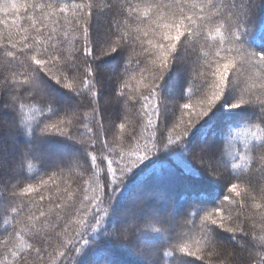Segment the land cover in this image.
<instances>
[{"label": "snow or ice", "instance_id": "obj_1", "mask_svg": "<svg viewBox=\"0 0 264 264\" xmlns=\"http://www.w3.org/2000/svg\"><path fill=\"white\" fill-rule=\"evenodd\" d=\"M105 7V0H81L80 3L71 5L56 0H5L0 5V10L6 17L0 19V25L5 29L0 31V91L7 89L13 102H18L26 93H34L33 98L40 96L47 104L37 83L38 71L46 73L56 83L74 92L87 91L95 100L96 70L90 60L109 55L124 46H128L131 53L128 63L142 65L126 72L129 79H123L117 88L118 95L126 98L125 104L131 112L125 113V122L112 128V139H108L110 133L104 134L99 121L96 124L99 131L87 138H78L80 142L89 145L90 163L81 168V174L74 180L75 187L66 184L61 188L56 183L57 172L51 173L48 179L40 181L42 186L51 184L49 191L55 192L45 203L43 194L39 200L31 196L37 191L35 185L28 183L22 187L12 186L13 202L6 209L0 210L3 213L2 224L11 229H7L6 236L0 237V264H72L69 257L79 251L85 232H93L101 225L100 215L94 209H98L105 200L110 202V207L114 203L116 188L113 185L122 184L124 178L158 148L180 144L189 129L222 99L227 88L235 87L238 90L235 102L228 107L258 106L264 113V53H242L241 49H236L238 54H242L241 61L237 63L231 55L233 48H225L226 43H239L243 20L250 11L248 8L241 6L236 11H224L214 0H168L167 3L164 0H139L137 3L123 0L120 11L124 15L114 21L117 35L105 47L94 50L89 37V18L94 9ZM70 9L73 13L71 19L65 15ZM8 13L12 14L10 18ZM62 22L71 23L73 30L83 36V41L78 42L79 46L67 54L64 41L55 39L59 30L56 25L63 27ZM132 24H136L135 33L132 31ZM64 35L67 36V32ZM184 37L196 42L195 51L198 53L202 51V47H198L199 41H205L204 46L208 48V51L203 52L205 63H201V58L198 57L200 62L195 65L194 79L207 81L208 84L206 91L196 102L199 111L195 120L190 119L183 131L175 137L170 134L166 136L169 128L158 126V121L163 119L158 87L172 63L178 43ZM208 41L214 43L209 44ZM145 73L151 75L148 83H144ZM209 75L212 77L211 82ZM130 80L143 84L146 91L140 93L133 88ZM130 88L132 91H126ZM193 106L192 103L185 102L178 111L181 108L189 110ZM24 107V104H20L21 109ZM96 111L97 108L93 106L92 117ZM88 115L87 112L62 115L45 123L41 131L63 136H68L71 132L72 138L77 139L74 132L80 125L87 132H93L89 124L84 123ZM144 116H148V121L143 128H151L146 137L151 146L145 143L142 153L138 149L136 159L127 161L122 154V145L124 142L139 141ZM152 117L156 118L155 123ZM261 125L264 123L253 124L256 131L251 133V138L258 143L251 147L249 142L245 143L250 155H240L235 146L229 144L228 154L234 158V169L241 167V163L237 162L239 157L247 170L264 172V128ZM179 126L174 124L172 131ZM98 156L101 162L107 160L103 184L96 171L99 167L96 163ZM115 157H119V160ZM199 159L213 175H220L219 169L212 165L210 159ZM89 192L93 194L89 196ZM228 192L234 196L228 195L226 202L200 217L195 229L200 238L179 240L170 245V250L163 251L164 256L180 252L202 261L203 264H252V257L255 256L258 257L257 264H264V234H258L254 230L256 217L259 216L261 230L264 232V185L254 189L238 181L230 184ZM77 193L82 194L83 198ZM236 197L240 199L237 200ZM21 198H27L29 203L17 204L16 201ZM109 210H105L104 216ZM184 223L191 221L185 220ZM250 223L252 228L249 227ZM212 226L233 234H245L254 241L256 248L248 251V259L233 261L229 259L233 255L231 251L225 253L220 245L212 242ZM166 230V225L159 221H147L143 224L133 221L126 229L112 235L123 242H129L141 233L164 234ZM139 251L143 252L144 249ZM220 257L223 258L214 259Z\"/></svg>", "mask_w": 264, "mask_h": 264}, {"label": "trees", "instance_id": "obj_2", "mask_svg": "<svg viewBox=\"0 0 264 264\" xmlns=\"http://www.w3.org/2000/svg\"><path fill=\"white\" fill-rule=\"evenodd\" d=\"M4 2L5 0H0V5ZM56 2L71 5L80 3L81 0H56ZM137 2L139 0H133V3ZM164 2L167 3L168 0H164ZM105 3L107 7L92 11L88 22L89 37L94 50L105 47L117 35L114 21L124 15L120 11L123 0H105ZM214 3L224 11H236L241 6L250 10L243 20L244 25L238 37L239 43L234 45L225 44V48H233L231 55L235 57L237 63L241 61L242 54H238L236 49H241L242 53L251 51L264 53V0H214ZM7 15L10 18L12 14L8 13ZM65 15L71 19L73 15L71 9ZM5 18V13L0 10V19ZM62 23L63 27L56 25L59 30L55 35V39L64 41V48L67 54L68 51L74 50V47L79 46L78 42L83 41V36L80 32L73 30L71 23ZM140 26L143 27L144 25ZM49 27L51 28L52 25H49ZM135 30L136 24H132L134 33ZM0 31H5L3 25H0ZM65 32H67V36L64 35ZM186 38L182 39L184 40L183 44L188 43V50L181 48L178 51L179 53H173L172 63L158 87L159 97L165 104L162 115L164 126L162 124L160 127L169 128V132L165 133L166 136L170 134L175 137L184 129V126L180 125V119L183 114L186 115V110L178 111V107L175 111V104L178 101L185 102L183 100L184 97L189 98L199 94L202 88L208 84L207 81H196L194 79V66L188 67L186 65V62H191L193 55L194 61L200 62L198 61L199 57L201 58V63H205L203 52L208 51V48L204 46L205 41L202 39L199 41L198 47H202V51L198 53L195 51L196 42L194 40L186 41ZM207 43L212 44L214 42L208 41ZM145 47H147L146 44ZM130 55L129 47L124 46L109 55L90 60L96 70L94 80L96 96L94 101L96 102L98 115L93 113V117L95 116L97 121L99 116L104 121V134L110 133L108 136L109 140L112 139L111 130L114 127L113 123L115 121L117 124L125 122V113L131 112V109L125 104L126 98L123 96L119 97L117 93L120 82L123 79H129L125 75L126 72H131L133 68L142 66L130 65L128 63ZM109 66L112 67V70L107 71L106 68ZM71 70L70 68L69 71ZM144 75V83H148L151 75L149 73ZM36 79L47 104L42 101L40 96L33 98L34 93H26L18 102H13L7 89L0 91V210H4L12 204L14 198L11 196V188L13 185H20L21 187L26 186L28 183L35 185L37 191L32 193L31 196L39 200L40 195L43 194L45 197L44 202L47 203L55 192L49 191L52 188L51 184L42 186L40 184L41 179H48L51 173L57 172L56 183L61 188H64L66 184H72L75 187L74 180L81 174V168L87 167L90 163L88 155L89 145L87 143L83 146L75 145V149L77 148L75 150L77 155L75 158L70 157L71 155H68V157L66 155L52 156L55 150H59V145H67L68 140H75L72 138L73 133L70 132L68 136H63L53 132L45 133L41 129L45 123H50L51 120L65 115L66 110L61 105L63 99L69 107L71 106L72 112H76L74 109L78 106L79 108L87 109L89 114L91 111L88 110L90 104L92 106L91 96H86L84 92L77 93L61 86L44 72L38 71ZM208 79L210 82L212 77L209 75ZM130 84L133 88L138 89L140 93L146 91L143 84H137L135 81ZM173 85H175L176 90H174ZM169 89H172L173 92L172 96L167 98L166 91ZM126 91L130 92L132 89L130 88ZM100 97H102L101 101ZM105 98L108 99L107 102H105ZM161 99L159 102H161ZM225 100L226 98H222L217 103L225 104L228 107L229 103ZM20 104H24L25 107L21 109ZM10 106L11 110H8L7 108ZM137 108H139V105H137ZM215 108L216 105L213 106L212 111ZM212 111L206 117L210 116ZM10 118L22 127L24 133H27L32 141L25 139L26 135L18 139L17 132H20V130L9 123ZM87 118L84 120L85 124L88 121ZM195 118L192 117L190 119L195 120ZM152 119L155 123L156 118L152 117ZM147 121L148 116H144L139 141L123 143L122 154L125 160H135L137 150L139 149L142 153L145 143H149V146H151L146 139L151 132V128H143ZM256 123H264V113L261 112L260 108L258 106H241L230 113L219 112L213 119L201 118L194 127L192 126L189 129L188 134L184 136V140L182 138L177 151L171 149L173 144L165 147L166 149L158 148L155 153L135 167L124 178L122 184L119 186L113 185L116 188V192L114 203L111 207L110 202L105 200L98 209H94L100 215L101 225L93 232H85L84 240L80 241L79 251L69 257L72 264H203L202 261L180 252H173L171 256H164L163 253V251L170 250V245L179 240L191 241L193 238L199 239L200 237L195 229L199 224L200 217L217 208L222 202H226L225 198L228 195L234 196V194L229 193L221 186L211 183L207 175H205L206 177L201 175V172H199L201 167L199 168V166H202V164L196 149L200 140L204 139L205 131L211 130L208 134V137L213 136L211 147H214L215 151H213L218 157L221 154L224 157L223 165L221 170H219L224 173L214 176L216 181H219L224 186L231 182L230 178H232L257 189L264 185V172L255 171L259 173V176L254 175L255 172L247 170L245 163L241 162L239 157H237V162L241 163V167L234 169L232 167L234 158L228 154L230 143L235 146L240 155L251 154L245 148V143L249 142V147L258 143V141L251 138V133L256 131V128L253 127V124ZM174 124H179L180 126L175 131H172ZM82 126L80 125L75 130V136L77 131L82 129ZM261 127L264 128V125H261ZM201 128L202 130H200ZM69 130L71 131L72 129ZM96 132V127H94L92 135ZM21 138L25 139V141ZM75 141L78 142L77 139ZM43 142L44 147L41 145ZM48 143H50L49 146ZM117 151H121V149H117ZM52 158L54 160H51ZM68 158L72 159L68 161ZM115 159L119 160V157H115ZM96 163L99 165L98 169H96L97 175L100 177V183L103 184V177L107 170V160L101 162L98 156ZM29 164H31V168H29ZM212 165L215 166L214 163ZM113 167H115V164ZM168 169H172L170 173L175 170L172 176L166 175ZM61 170L63 171L61 172ZM177 173L185 176V178L177 182L174 178ZM134 174L137 176L130 181ZM109 178L111 179V176ZM159 178L162 179L159 184L149 182L150 179L158 181ZM132 184H135V186ZM138 186L140 187L137 188ZM17 191H19V188ZM157 193L165 198L162 203L159 200L156 201ZM92 194L91 192L88 193L89 196ZM77 195H80L81 199L83 198L82 194L77 193ZM235 199L239 200L240 198L236 197ZM140 200H144L145 210L142 208L139 212L135 211V209L133 210L135 206L140 204ZM16 202L17 204L21 202L24 204L29 203L27 198L18 199ZM170 207L173 208V213H168ZM107 209L110 210L104 216V212ZM169 216L172 217L170 226L166 222ZM2 219L3 213L0 211V237L6 236L8 229V225L2 224ZM185 220H189L191 223H184ZM256 220L257 223L254 230L258 234H264L259 223V216L256 217ZM133 221L137 224H143L147 221H159L166 225L167 230L163 234L165 236L164 239H159L162 234L141 233L138 236H134L129 242H123L112 235L114 232L126 229ZM249 227L252 228L251 223ZM8 230H11L10 227ZM137 238L149 240L152 245L149 248L147 246V250L141 252L139 249L143 246H138ZM211 240L220 245L221 248L228 246L233 253L230 257L233 261L248 259V251L256 248L254 241L247 235L242 233L233 234L216 226L211 228ZM238 240H243L245 243L244 249L238 250L235 247ZM92 255L96 257L95 260L91 258ZM257 261L258 257L253 256L252 264H257Z\"/></svg>", "mask_w": 264, "mask_h": 264}, {"label": "rangeland", "instance_id": "obj_3", "mask_svg": "<svg viewBox=\"0 0 264 264\" xmlns=\"http://www.w3.org/2000/svg\"><path fill=\"white\" fill-rule=\"evenodd\" d=\"M183 39H181V41L178 43V45H177V49H176V51L175 52H177V53H179L178 51H179V49H181V48H183V49H186V50H188V43H186V44H183ZM186 41H189V39L188 38H186ZM174 54H176V53H174ZM179 55H181V54H179ZM197 64V62L196 61H194V55L191 57V62H186V65H188V67L190 66H194V68H195V65ZM112 66H113V64H111ZM117 68V67H116ZM107 69V71H110V70H112V67L111 66H109V67H107L106 68ZM123 69H124V67H123ZM121 70H122V67H121ZM132 81L134 82L135 80H130V83H132ZM136 82V81H135ZM184 82V81H183ZM211 82V81H210ZM137 83V82H136ZM175 85H177V84H175ZM175 85H173V88H174V90H176V87H175ZM172 88V89H173ZM172 89H169L168 91H166V95H167V98H170V96H172ZM206 89H207V86L206 87H203L202 88V90H201V92L199 93V94H197V95H193V96H191V97H189V98H183V100L185 101V102H188V103H192L194 106H193V108L192 109H189V110H186V115L185 114H183L182 115V117H181V121H183V123H181L180 122V125L181 126H185V124L190 120V118H192V117H196V113L199 111V106L196 104V102L199 100V96L200 95H202L205 91H206ZM237 92H238V90L235 88V87H229V88H227L226 89V91H225V93H224V96L222 97V98H226V102H228L229 103V105L231 104V102L232 103H234L235 102V100H236V98H237V96H238V94H237ZM84 95H86V96H89L88 95V93H86V91H84ZM120 97V96H119ZM101 99H100V101L102 100V97H100ZM91 99H92V106H91V104H90V106H89V109L88 110H91V108L94 106V107H96V102L93 100V98L91 97ZM161 99V98H160ZM62 100V99H61ZM222 100V99H221ZM100 101H99V104H100ZM103 101H104V99H103ZM108 101V99L107 98H105V102H107ZM176 102V101H175ZM185 102H180V101H178L176 104H175V111L177 110V108L178 107H180L181 105H183ZM159 103H162V105H163V107L165 106V104H163L164 102H162V99H161V102H159ZM61 105H62V107L66 110V112H65V114H71L72 113V108H70L69 107V105L68 104H66V102H65V100L63 99L62 100V102H61ZM216 105V108H215V110L214 111H212V109H211V115L210 116H208V117H206V116H204L203 118H209V119H213V117L215 116V115H217L219 112H223V111H225V112H232L233 110H237V109H239V107L238 108H232V107H227L225 104H222V103H216L215 104ZM70 109H69V108ZM97 108V107H96ZM8 110H11V106L10 107H8L7 108ZM69 109V110H68ZM230 109V110H229ZM76 112H87V109H84L83 107H81V108H79L78 106H77V108H75L74 109ZM166 110V109H165ZM181 110H182V108H181ZM166 112V111H165ZM95 114H97L98 115V112L96 111L95 112ZM101 114H102V112H101ZM162 115H163V113H162ZM87 118V117H86ZM85 118V119H86ZM98 118V120L97 121H99V123L103 126V131H104V126H105V123H104V121L101 119V117L99 118V116L97 117ZM94 119V120H93ZM87 123L86 124H89V127H91L92 129L94 128V127H96V125H95V123L97 124V121H96V118H95V116L94 117H92L91 116V111L89 112V115H88V118H87ZM179 120V121H180ZM9 123L12 125V126H14L15 125V127L18 129V130H20V132H17V135H18V139L20 138V137H23V136H25V139L27 138V139H29L30 137L28 136V134L27 133H24V131H23V129H22V127L21 126H19L17 123H15L14 122V120L13 119H9ZM114 124V126L117 124L116 123V121L113 123ZM162 124H163V126H164V121L162 122V120H160V121H158V126H162ZM194 127V126H193ZM82 129L80 130H78L77 131V140H78V142H76L75 140H68V144L67 145H59L60 147H58V149L59 150H55V153L52 155V156H58V155H60V156H62V155H66L67 157H68V155L70 156V157H76L77 155H76V149H75V145H78V146H83L85 143H82V142H80V140L78 139L79 137H85V138H87L88 136H90V135H92V133H89V132H87L86 130H85V128H83V126L81 127ZM16 129V130H17ZM17 130V131H18ZM96 130L97 131H99L97 128H96ZM200 130H202V128L200 129ZM210 131L211 130H208V131H205L206 133H205V137H204V139H202V140H200V142H199V144H198V148L196 149V153H199L198 155H200V158H203V159H210V162L213 164H215V166L219 169V170H221V166L223 165V161H224V157H223V155L221 154L219 157H218V155L217 154H215V149H214V147H211V144H212V137L213 136H210V137H208V134L210 133ZM19 133V134H18ZM101 135L103 136V132L101 133ZM196 135V134H195ZM22 140H24L25 141V139H23V138H21ZM29 140H31L32 141V139H29ZM183 140H184V137H183ZM20 141V140H19ZM21 142V141H20ZM23 143V142H22ZM49 144L50 143H48V146H49ZM74 144V145H73ZM41 145H43V147H44V142L41 144ZM46 145V144H45ZM72 145H73V147H72ZM28 146V145H27ZM179 144H173V147L171 148L173 151L175 150V151H177L178 150V148H179ZM166 149V148H165ZM78 150H80V149H78ZM214 150V151H213ZM32 152V151H31ZM72 158H68V161H70ZM51 160H54L53 158L51 159ZM201 167V169L199 170V172H201V175L202 176H204V177H206L205 175H207L208 177V179H209V181L211 182V183H214L215 185H217V186H221L222 188H224L225 190H227L228 191V188H229V186H230V184L231 183H233V182H238V180H233L232 178H230V180H232L231 182H229V183H227V184H225L224 186H223V184H221L219 181L217 182L216 181V178L214 177L215 175H213L210 171H209V169L207 168V167H205L204 165H200L199 166V168ZM172 169H168L167 171H166V175L167 176H172V174L175 172V170H173L174 172L173 173H170V171H171ZM222 173H224L223 171H221L220 172V174H222ZM228 174V173H227ZM254 175H257V176H259V173H257V172H255V174ZM137 175L136 174H134L133 175V177H131L130 178V181H132V179H134L135 177H136ZM209 177H212V178H209ZM160 180H162L161 178H159V180L158 181H156V180H154V181H152V179H150L149 180V182H154V183H157V184H159L161 181ZM240 182H242V181H240ZM133 185V184H132ZM133 186H135V184L133 185ZM124 187V186H123ZM123 187H122V189H123ZM140 186H138L137 188H139ZM156 196H157V200L156 201H160L161 203L165 200V198L163 197V196H160V194L159 193H157L156 194ZM178 200V199H177ZM226 200V199H225ZM120 202V201H119ZM225 202V201H224ZM139 203L140 204H138L137 206H135L134 208H133V210L135 209V211H138L139 212V210L142 208V209H144L145 210V205H144V200L142 201V200H140L139 201ZM165 210V209H164ZM173 211V208L172 207H170V210H169V212L168 213H170V212H172ZM138 212H137V214H138ZM160 212V211H159ZM173 213V212H172ZM171 219H172V217L171 216H169V218H168V220L166 221L167 222V225H169L170 226V224L172 223V221H171ZM164 235L162 234V235H160L159 236V239H161V240H163L164 239ZM138 240H137V244H138V246L139 245H141V246H143V247H140V249L141 248H143L144 249V251H146L147 250V246H148V248L152 245L151 244V241H149V240H146V239H139V238H137ZM144 242V243H143ZM146 247V248H145ZM235 247H237V249L238 250H241V249H244V247H245V243L243 242V240H238L237 241V244H236V246ZM222 250L225 252V253H227V252H229L230 251V248L228 247V246H224V247H222ZM91 258L93 259V260H95L96 259V257L95 256H91ZM223 257H220V258H214V259H222ZM230 259V258H229ZM138 263H139V261H138Z\"/></svg>", "mask_w": 264, "mask_h": 264}, {"label": "bare ground", "instance_id": "obj_4", "mask_svg": "<svg viewBox=\"0 0 264 264\" xmlns=\"http://www.w3.org/2000/svg\"><path fill=\"white\" fill-rule=\"evenodd\" d=\"M174 178L176 179L177 182H179L180 180H183L185 178V176L177 173Z\"/></svg>", "mask_w": 264, "mask_h": 264}]
</instances>
